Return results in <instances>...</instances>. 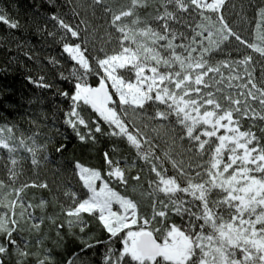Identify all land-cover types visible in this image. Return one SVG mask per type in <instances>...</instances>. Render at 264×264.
<instances>
[{
  "label": "snow or ice",
  "instance_id": "1",
  "mask_svg": "<svg viewBox=\"0 0 264 264\" xmlns=\"http://www.w3.org/2000/svg\"><path fill=\"white\" fill-rule=\"evenodd\" d=\"M46 2L59 7L56 0ZM64 2L73 17L82 8L95 17L99 9L105 21L93 25L85 15L73 26L58 11L48 17L58 26L66 59L74 62L68 76L61 73L70 90L56 93L70 101L65 123L81 142L94 143L97 133L125 140L134 157L118 156L113 145L103 154V173L77 162L74 175L86 197L65 191L59 220L47 215L43 197L25 199L32 188L50 187L40 179L48 148L38 143L39 128L28 134L0 123V264H56L42 225L50 222L57 234L64 228L84 233V214L108 238H81L66 264H88V253L100 244L102 264H264V0H239V11L233 0H125L119 7L110 0ZM0 23L20 27L2 9ZM15 60L9 57L0 73ZM89 75L99 78L98 86L87 83ZM25 78L39 89L53 87L42 76ZM81 105L95 118L86 119ZM63 149L58 142L55 151ZM140 161L146 168L132 175ZM26 162L34 178H27ZM145 170L154 177L147 182L150 216L110 187L113 180L124 187L138 183ZM26 230L36 234L35 251Z\"/></svg>",
  "mask_w": 264,
  "mask_h": 264
},
{
  "label": "trees",
  "instance_id": "2",
  "mask_svg": "<svg viewBox=\"0 0 264 264\" xmlns=\"http://www.w3.org/2000/svg\"><path fill=\"white\" fill-rule=\"evenodd\" d=\"M80 2L83 3V0ZM110 2L113 7H119L125 0H110ZM233 2L237 3L236 10L239 11V0H233ZM56 4L59 6L58 8L50 7L46 0H0V9L20 25L18 29L13 30L0 23V68L8 63L9 57L16 58L15 62L8 66L7 71L0 73V90H3L0 94V123L6 121L16 124L20 130L28 134L36 131L37 127L39 128L38 143L41 145L47 143L48 148V151L43 153L47 156V160L41 162L40 179L47 182L50 187L48 189L32 188L26 193L25 199L32 200L34 196L38 201L40 197H43L49 201L46 209L47 215L63 220V217L59 216V212L60 205L65 202L64 192L72 190L77 192L81 198L86 197V190L82 188L78 178L74 175L75 164L78 162L83 166L101 170L103 173L105 170L103 158L105 151H110L113 145H118L120 151L117 155L126 156L131 161L134 157V149H131L125 140L99 133L96 134L94 143L81 142L65 123V113L69 109L70 101L56 93L61 90H70L71 84L61 79V73L68 76L72 71L74 62L66 59L67 54L62 52V44L57 42L61 33L57 30L56 22L48 17L58 11L63 15L65 21L73 26L85 15L93 25H104L105 21L99 9H97L95 17L92 16L91 9L85 12L83 8L80 9L78 17H73L71 5L65 4L64 0H56ZM225 14L233 18L231 12ZM175 26L180 27L179 25ZM245 27L247 26L245 25ZM238 30H241L242 35L248 37L247 32H243L242 29ZM103 31L104 29L101 28V32ZM49 32H54L55 36H50ZM17 45L20 47L18 48ZM97 46H99V42ZM112 48L113 45H108L106 52L110 54ZM100 55L103 56L104 53H100ZM28 56H32L34 59L30 60ZM52 59H56L58 63L53 65L50 63ZM75 67L78 68L79 66L75 65ZM41 76L45 78L46 82L53 85L51 89L36 88L25 78L39 79ZM98 79L94 75H89L87 83L90 86L98 85ZM37 97L42 102L37 101ZM30 100L33 101L31 104L29 103ZM81 107L83 109L82 114L86 119L91 121L95 118V114L90 108L83 105ZM147 111L152 113L154 110L149 107ZM33 119L39 122L38 125L29 123ZM172 120L174 121V117ZM101 124L105 132H108V126L104 125L103 122ZM245 127H247V121H245ZM149 135H152L150 131ZM58 142L64 145L62 152L55 151ZM155 143L160 145V149L165 147L159 140ZM184 143L187 146L186 140ZM160 149H157L158 154ZM3 154L6 155V152ZM19 155L28 157L29 154L21 151ZM141 167L146 168L142 161L138 162V167L132 171V175H135ZM25 170L28 173L27 178H34L29 162L25 163ZM141 175L142 180L140 182L130 180L128 187H124L114 180L110 182V187L120 195L136 202L141 216H150L151 200L146 195L149 191L147 182L154 177H150L147 170ZM36 215H41L39 209H37ZM84 215L88 221V227L84 233H80L79 228L72 230L64 228L57 234L50 222L46 221L42 225L41 234L46 246L53 252L56 264H66L68 260L73 258L74 253L79 252L82 246L81 238L84 242L91 243H95L97 240H107V233L101 229L98 223L87 214ZM172 219L177 224L181 223L179 217H172ZM152 227H158V225L153 224ZM24 236L31 239L32 250L35 251L37 247L36 234L26 230ZM57 241L59 242L57 243ZM114 247H120L119 243L117 242ZM104 249L105 245L100 244L91 250L87 257L88 264H102ZM13 264H15L14 261Z\"/></svg>",
  "mask_w": 264,
  "mask_h": 264
},
{
  "label": "rangeland",
  "instance_id": "3",
  "mask_svg": "<svg viewBox=\"0 0 264 264\" xmlns=\"http://www.w3.org/2000/svg\"><path fill=\"white\" fill-rule=\"evenodd\" d=\"M97 183H99V182H97ZM114 191H115V190H114ZM113 207H114V209H118V206H117V205H114Z\"/></svg>",
  "mask_w": 264,
  "mask_h": 264
},
{
  "label": "water",
  "instance_id": "4",
  "mask_svg": "<svg viewBox=\"0 0 264 264\" xmlns=\"http://www.w3.org/2000/svg\"><path fill=\"white\" fill-rule=\"evenodd\" d=\"M96 86H98V85H95V86H92V87H96Z\"/></svg>",
  "mask_w": 264,
  "mask_h": 264
}]
</instances>
